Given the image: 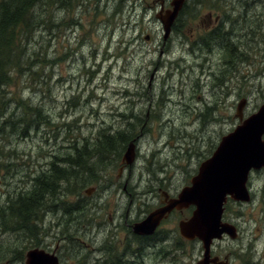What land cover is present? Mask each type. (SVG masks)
<instances>
[{
	"label": "rangeland",
	"instance_id": "1",
	"mask_svg": "<svg viewBox=\"0 0 264 264\" xmlns=\"http://www.w3.org/2000/svg\"><path fill=\"white\" fill-rule=\"evenodd\" d=\"M153 1L41 0L35 6L37 21L47 25L52 20L55 25L45 30V25L38 23L30 26L31 33L22 35L32 36L22 47L24 63L11 69L10 83L2 88L4 117L22 123L14 125V134L7 132L0 137V165L6 162L11 166H0V203L7 196L32 190L31 180L45 170L52 156L73 158L85 143L89 145L86 151L94 152L98 130L109 125V134L121 130L129 134V142L136 143V158L115 180L124 153V148H119V155L112 154L107 165H95L96 181L75 188L74 194L63 190L52 196L63 194L64 202L50 203V208L45 205L39 213V226V216L26 222L37 224L35 235H31L34 227L24 235L19 231L2 233V262L25 264L26 251L37 244L42 249L61 247V252L69 254V260L64 258L62 264H92L98 252L108 255L105 263L120 264L126 235L119 215L122 209L107 211L106 206L97 225L90 215L93 203L114 199L120 205L127 179L126 200L136 191L140 196L151 175L166 178L175 197L186 184V175L195 174L220 137L238 123L234 113L240 98L247 100L244 116L264 103V0H188L167 40H163L162 25L154 16L157 6ZM209 12L213 14L210 21L205 16ZM239 51L243 55H238ZM17 96L37 106L42 114L29 110L24 114L14 99ZM206 103L213 107L209 117L202 113ZM43 115L51 125L37 127L34 121ZM27 123L32 127L21 131ZM122 136L118 135L119 140ZM59 166L66 167L64 163ZM153 185L157 196L150 192L148 205L157 202V182ZM247 185L250 200L228 199L223 215L224 220L234 221L239 235L215 240L213 253L228 256L231 264H264V167L250 172ZM81 199L86 208H80L88 214L77 230L74 217L70 215L65 221L59 207L66 211L79 200L83 205ZM140 203L141 199L138 203L134 200L129 212H136ZM140 205L141 209L146 207ZM193 208L184 210L183 216ZM177 215L162 227L159 236L166 239V232L175 225L174 233L165 241L174 242L168 255L174 259L178 250L181 253L174 259L176 264H196L201 242L182 239L177 230L182 216ZM108 225L109 232L100 233ZM73 234L76 240L70 239ZM106 234L116 238L111 240ZM102 239L104 244L99 243ZM156 258L150 253L144 257L148 262L141 263L160 264ZM162 258L166 257L158 260ZM170 262L167 259L163 264Z\"/></svg>",
	"mask_w": 264,
	"mask_h": 264
},
{
	"label": "water",
	"instance_id": "2",
	"mask_svg": "<svg viewBox=\"0 0 264 264\" xmlns=\"http://www.w3.org/2000/svg\"><path fill=\"white\" fill-rule=\"evenodd\" d=\"M184 2L171 0L168 9L155 14L162 25L163 40L169 37ZM246 102L243 97L237 102L234 116L238 123L232 131L220 137L214 151L199 164L189 184L184 185L177 196L166 201L164 206L155 208L145 218L136 221L131 227L134 234L150 235L173 209L182 210L194 206L189 216L178 220V230L183 239L200 240L203 252L197 264H230L227 256L221 259L210 253L214 239H221L223 235L230 239L237 237L235 224L222 219L224 205L228 199L248 202L250 193L247 182L250 171L264 167V103L244 116ZM134 157L135 143L131 141L124 150L120 164L130 165ZM165 198L164 194V201ZM24 262L59 264L55 253L40 248L29 249Z\"/></svg>",
	"mask_w": 264,
	"mask_h": 264
},
{
	"label": "trees",
	"instance_id": "3",
	"mask_svg": "<svg viewBox=\"0 0 264 264\" xmlns=\"http://www.w3.org/2000/svg\"><path fill=\"white\" fill-rule=\"evenodd\" d=\"M40 1L41 0H0V137L5 136L7 132H12L11 134H14V125L22 123V121L20 120L15 121L4 117L3 107L5 106V103L1 92L3 86L10 83L11 69L20 67L21 64L24 63V61H22V47L24 45V41L31 38L32 36L25 38L22 35L24 33L32 32V30L29 29L30 26L34 27V25H37L38 23H40L41 25H45L44 22H40L39 20L37 21V13L35 12L36 10H34L35 6ZM185 8L186 5H184L180 10L175 22L181 19ZM255 17L259 18L260 16L258 14H255ZM243 20L244 22H247L245 18H243ZM254 22L257 21L254 20ZM47 23V25L42 26L45 28V30H47V28H51L52 26L50 25H55L52 20ZM58 24L60 25L62 24V22H59ZM230 44L232 45L233 43L231 42ZM238 55H243V52L239 51ZM227 59H231L230 53ZM14 99L18 100V105L24 108V114H26L27 110L31 111V114L38 113V111H40L39 113L42 114L41 109L37 108V106L29 104L28 100H24L23 98L22 100L21 96H17ZM205 105L206 106H204V111H201L204 116L209 117V109H212L213 107L207 103ZM32 117H34V114L32 115ZM129 117L131 116H126V118ZM20 119H23V117ZM34 122L37 124V127L39 126V124L51 125L46 115H43L41 118H39V120ZM29 126L32 127V125L27 123L21 128V131L24 128L28 130ZM109 126L100 128L98 130L99 134L97 137V141L93 144L94 146H96L94 152L89 153L90 151H86V147L88 144L85 143L84 145L80 146L81 150H78L77 152L75 151V153H73V158L69 155L66 156V159L64 158V156L60 159H56V156H52L53 159L49 161L45 170L37 176L33 177V180H31L34 181V187L32 190L24 193L21 192L14 196H7L4 201L0 203V237L3 236L2 233L7 231H19L24 235L25 232L32 227H34V233L31 235H35V224L27 225L26 222L30 219L34 220V218L37 216L40 217V210H42L45 205V208H50V203L60 202L62 204L64 202L62 197L63 194L56 198H52V196L56 194L58 195L59 192L61 194L63 190L74 194L77 192L75 188L80 189L91 181H96L99 176H96L94 174L95 168L97 167L95 165L99 164L100 167L107 165L108 161H111V155L114 153L115 155H119V148H124V152L127 144L129 143V140L127 138L128 136H126L129 135L128 133H123V131L121 130L122 133L118 131L115 134H109L107 130ZM6 127L9 128L8 131H6ZM50 130L55 129L53 128ZM122 134L124 136H122V140H119L120 138H118V135ZM21 136H23V134H21ZM53 137H55V135H53ZM2 146L3 145L0 142V154L2 153ZM157 151L158 150L154 149L155 156L158 155ZM43 153L44 155L47 154L46 151H44ZM108 153L109 157L106 158L105 155H107ZM89 158L93 159L90 164L87 163V160ZM4 163L0 166L4 169L11 168V166H9L7 163ZM60 163H64L66 167L59 166ZM102 169L103 168L99 170ZM82 170H85V172L87 173L83 174L81 172ZM191 176L192 174L186 175L183 183H185L186 181L187 184V180H189ZM155 180L157 183H160L162 187L166 185L162 184V179H158L155 177ZM61 182L65 183V185L61 186ZM78 205L79 212H71L69 210L71 207L70 205L67 209L68 212L66 211L67 213H65L66 216H64V219H66L70 215H73V217L77 221V229H79V223H82L84 218L88 214L84 213L83 208H80V206L84 207V204L81 205L80 202H78ZM40 219L42 221L41 217ZM67 220L68 218L65 221ZM71 237L72 236H70V239ZM164 248H167V246L164 245ZM0 262L2 261L0 260ZM246 263L249 264L250 262Z\"/></svg>",
	"mask_w": 264,
	"mask_h": 264
},
{
	"label": "flooded vegetation",
	"instance_id": "4",
	"mask_svg": "<svg viewBox=\"0 0 264 264\" xmlns=\"http://www.w3.org/2000/svg\"><path fill=\"white\" fill-rule=\"evenodd\" d=\"M170 1L171 0H154L153 5L157 6L156 7L157 10L155 13H159V11L164 12L168 7H170ZM187 3H188V0L185 1L184 5H186ZM216 15L214 16V21H217L219 19V17ZM205 16L210 21L213 14L209 12ZM120 167L122 170L119 171L115 180L118 179L119 175H121V172L124 170V165L120 164ZM154 181L156 182L155 178L151 175V177L146 181L147 182V184H146L147 189L145 191L142 190L140 192V196H138L137 191H136V194H129L128 195V201H127L126 200L127 192L125 191V188L129 182V179H127L125 181L124 185L122 186V188H123L122 191H123V193H125V195H123V196L121 195L120 205H118L114 199H112L111 202H110V200H105L102 204L94 202L96 200H93V201L88 203V205H89L92 202H94L93 205L91 206L92 208H94V211L90 212V215L93 218V222L96 221L97 225L101 223L100 218L102 217L104 209L106 206H107V211L108 210L111 211V210H114L116 208L122 209V212L119 215L121 216L120 221L123 222L122 223L123 229L126 231V235H125V243L126 244L123 247L124 248V252H123L124 258H122L121 256H119V258H118L120 264H140L141 262L147 263L148 260L146 262L144 257L150 253H152L153 255H155L157 257L156 258L157 261H159L158 259L160 257L167 256V251L169 248H165V249L163 248V246L165 245L164 241L169 237L168 236L169 234L174 233L175 225L173 226V229H170V230L168 229V231L166 232V235H167L166 239L163 236L160 237L159 232H162V230L164 229L162 227H164L168 223L169 219L174 220V217L178 216L177 213H179L180 216L185 217V216H183L184 209H182V210L173 209L170 213H168L166 215V217H164L160 221L159 225L156 227L155 231L152 234H150V235H139L138 234L137 235V234H134L132 232L131 227L136 221L142 220L144 217L147 216V214L150 211H152L155 208L164 206L166 204V201H168L170 198L174 197L170 194V191H169V181L162 179V184H166V185L162 187L160 185V183H157L158 190H159L157 202L150 203L148 205V199H149V197H151L150 192H153V194L155 196H157V188H154V185H153ZM93 190H94V188H93ZM164 194L166 196L165 201H164ZM134 196L137 199H135ZM138 199L139 200L141 199V203L146 205V207L141 209V205H140L141 203H140V204H137L138 210L136 209V212H129L131 205H132V202L135 200L138 203ZM79 201L71 204V207L69 209L71 212H78L79 211V205H78ZM81 201H83V199H81ZM97 202H99V201H97ZM83 203H84V201H83ZM152 204H154V205H152ZM151 205H152V207L150 208ZM84 207H86L85 203H84ZM59 210L62 213L68 212V210H66L67 212L63 211L62 206L59 207ZM74 221L77 222L75 220V218H74ZM107 227H110V226L108 225ZM106 228L101 229L104 231L102 232L100 230V233H104ZM77 230H79V229H77ZM76 237L77 236H74V234H73L71 239L76 240ZM99 243L104 244L105 241H103V239H102V241ZM93 248L95 251L98 250L95 246ZM44 250L47 252L56 253V255L58 256V259L60 261V264H62V262L64 261V258H66L67 261L69 260V258H68L69 254L66 253L65 251L61 252V247L56 246L55 248L49 249V246H47V247H45ZM91 251H93V250H91ZM98 254H99V257H95L93 259L92 264H109V263H105L106 260L109 259L107 254L99 253V252H98ZM212 254L215 255V253H213V252H212ZM170 264H174V263H170ZM230 264H231V262H230Z\"/></svg>",
	"mask_w": 264,
	"mask_h": 264
},
{
	"label": "bare ground",
	"instance_id": "5",
	"mask_svg": "<svg viewBox=\"0 0 264 264\" xmlns=\"http://www.w3.org/2000/svg\"><path fill=\"white\" fill-rule=\"evenodd\" d=\"M100 182V181H99Z\"/></svg>",
	"mask_w": 264,
	"mask_h": 264
}]
</instances>
